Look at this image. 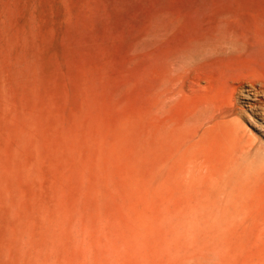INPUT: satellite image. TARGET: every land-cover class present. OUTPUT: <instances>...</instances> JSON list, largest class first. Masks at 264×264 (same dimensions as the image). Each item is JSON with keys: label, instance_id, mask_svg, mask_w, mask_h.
Masks as SVG:
<instances>
[{"label": "rangeland", "instance_id": "374dc122", "mask_svg": "<svg viewBox=\"0 0 264 264\" xmlns=\"http://www.w3.org/2000/svg\"><path fill=\"white\" fill-rule=\"evenodd\" d=\"M263 88L264 0H0V264H264Z\"/></svg>", "mask_w": 264, "mask_h": 264}, {"label": "bare ground", "instance_id": "6f19581e", "mask_svg": "<svg viewBox=\"0 0 264 264\" xmlns=\"http://www.w3.org/2000/svg\"><path fill=\"white\" fill-rule=\"evenodd\" d=\"M241 80H245L244 78H240ZM258 81V80H255ZM254 83H251V85H253ZM242 85V84H241ZM242 87V86H241ZM251 87V86H250ZM262 88V87H261ZM264 89V88H263ZM255 90V89H254ZM257 93V92H256ZM259 93V92H258ZM254 94V93H253Z\"/></svg>", "mask_w": 264, "mask_h": 264}]
</instances>
